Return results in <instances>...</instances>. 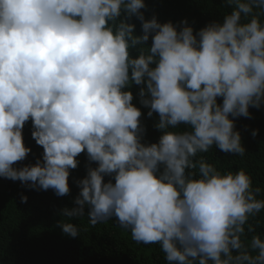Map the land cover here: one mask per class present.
<instances>
[{"label": "clouds", "instance_id": "9594fccd", "mask_svg": "<svg viewBox=\"0 0 264 264\" xmlns=\"http://www.w3.org/2000/svg\"><path fill=\"white\" fill-rule=\"evenodd\" d=\"M227 3L234 10L222 24L194 35L145 21L144 0H0V177L65 196L86 150L98 167L78 181L77 207L63 210L69 219L85 207L92 226L115 216L136 242L158 244L167 264H264L253 223L264 188L245 169L221 171L201 155L217 147L245 156L230 117L264 106V0ZM150 36L152 46L132 58ZM133 83L146 84L148 116L159 114L158 143L141 142L142 112L124 90ZM30 119L43 162L18 169L31 152ZM180 124L192 130H170ZM61 227L80 235L72 223Z\"/></svg>", "mask_w": 264, "mask_h": 264}, {"label": "trees", "instance_id": "16d2710c", "mask_svg": "<svg viewBox=\"0 0 264 264\" xmlns=\"http://www.w3.org/2000/svg\"><path fill=\"white\" fill-rule=\"evenodd\" d=\"M144 3L146 7L141 12L145 21L155 17L160 24L171 22L177 25L178 31L185 26L191 27L194 35L209 24H222L234 10L227 0H144ZM127 22L135 25L136 36L144 35L142 21L136 16ZM151 46L150 36L147 42L131 51L132 58H138L141 47ZM142 88H146V84L133 83L124 90L132 92V103L142 112L140 121L145 131L141 142L148 146L158 143L163 131L156 127L159 114L153 113L149 117L151 109L141 103L139 93ZM217 103L222 105L223 98L218 97ZM249 112L250 117H230L234 119V130L241 134L245 156L225 153L217 147L201 155L221 171L245 169L252 175L254 186L264 188V106L259 109L250 107ZM170 130L186 132L192 129L189 125L180 124ZM33 131L30 119L24 126L23 138L31 152L25 160L16 162L14 167L18 169L34 166L38 160L43 162L44 149L33 139ZM253 132L257 134L253 136ZM77 160V168L70 170V192L65 196H57L53 189L30 188L21 181L0 177V264H167L158 244L136 242L130 230L122 228L115 216L92 226L88 219V207H85L84 215L79 218L69 219L63 215L64 209L77 207L74 201L81 191L78 181L87 177L89 168L98 167L97 162L88 159L86 150ZM114 175L105 176L104 182L114 184ZM23 196L27 197L26 203L21 201ZM65 222L79 227L80 235L74 238L64 233L61 224ZM253 223L256 231L264 234V213Z\"/></svg>", "mask_w": 264, "mask_h": 264}]
</instances>
